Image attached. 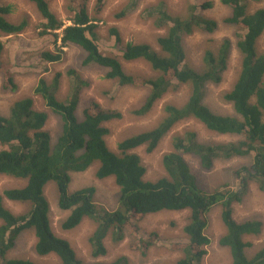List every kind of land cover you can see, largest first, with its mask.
<instances>
[{
    "label": "trees",
    "instance_id": "1",
    "mask_svg": "<svg viewBox=\"0 0 264 264\" xmlns=\"http://www.w3.org/2000/svg\"><path fill=\"white\" fill-rule=\"evenodd\" d=\"M27 1L33 4L42 18L37 26L39 36L53 37V44L56 45L54 52L40 53L43 62H60L63 48L67 46L80 48L85 54L81 66H96L105 70V79L115 81L120 88L147 90L142 104L133 112L141 117L152 110L164 95L182 86L188 88V98L182 107L164 106V115L154 128L122 140L113 152L105 142L109 134L106 124L121 119V113L96 101L79 109L81 88L87 83L72 70L66 73L70 78L67 77L69 85L63 99L58 95L61 73H54L50 81L39 78L33 95L39 96L48 111L59 119L60 134L53 142L45 130L48 114L35 109L31 97L15 101L9 116L0 117V145L5 147L0 150V175L25 181L23 187L7 189L0 194V264H37L6 257L20 234L26 231L33 232L34 251L38 257L53 255L60 264H80L69 242L52 231L49 203L44 195V188L49 183H54L56 187L58 208L69 212L60 224L62 230L70 231L85 219L96 224L89 238L94 258L106 256L104 242L107 238L120 243L126 236L134 237L138 231L135 223L147 215L162 211H187L188 221L182 229L184 243L173 245V250L180 252L182 257L173 264H201L206 254L204 247L210 243L205 234L209 214L221 205V223L225 233L218 244L229 251L230 264H264V245L252 258H246L244 253L251 246L244 240L257 236L263 224L257 220L237 222L232 217L233 205L242 201L250 182L257 183L264 192V51L259 54L256 49V42L264 31V8L250 9L251 3L264 0H220L229 10L223 24L235 28V49L241 56L236 82L223 95V100L231 105L236 117L215 115L203 103L206 87L222 81L232 50L230 42L224 39L215 49L205 50L200 72L185 64L183 39L196 31L212 34L218 27L215 21L198 14V10L211 9L212 2L195 1L186 7L182 16L174 17L160 7L155 9L158 15L155 23L165 28V34L156 39L159 51H154L147 44L128 43L121 54L123 61L140 60L149 66L154 76L143 78L126 74L117 57L100 50L96 42L95 17L90 18L88 13L89 0H70L67 7L71 14L67 18L69 25L51 12V0ZM104 1H96V15L101 12ZM4 2L0 0V34L4 37L17 36L27 28L28 22L24 18L19 23L12 22L8 18L13 12L12 6ZM134 3L132 0L118 16L130 12L135 7ZM110 33L120 42L115 29H111ZM2 52L3 43L0 41L1 86L13 93L17 86L12 66L1 61ZM78 112H81V118ZM185 119L196 120L215 134L237 136L240 140L204 145L198 143L192 133L175 137L172 151L161 158L165 176L155 182L144 181L146 170L135 151L144 148L146 153H152L171 128ZM185 154L196 157L204 171L212 169L216 161L237 157L249 158L251 164L235 172L239 182L235 190L206 193L195 186V178L183 157ZM93 164H98L94 175L97 180L113 178L119 189L117 207L113 212L97 207L93 187L74 192L68 190L71 175L85 173ZM4 200L26 206V212L13 214L4 208ZM149 238L148 241H136L146 254L150 246L158 241L155 233H151ZM136 245L131 246V251H135ZM103 264H129V261L120 256Z\"/></svg>",
    "mask_w": 264,
    "mask_h": 264
},
{
    "label": "rangeland",
    "instance_id": "2",
    "mask_svg": "<svg viewBox=\"0 0 264 264\" xmlns=\"http://www.w3.org/2000/svg\"><path fill=\"white\" fill-rule=\"evenodd\" d=\"M97 0H89L88 13L97 25L96 42L100 50L107 55L117 57L122 64L124 72L128 75L151 77L149 66L142 61L126 62L121 60L124 46L131 44H147L154 51H159L157 38L165 34L164 27H158L155 23L158 15L155 9L160 7L170 16H182L188 5L200 0H134L135 7L124 16H118L120 11L129 5L132 0H105L101 12L96 15ZM212 2V8L200 11L202 17L218 23L217 29L212 34L200 31L194 32L182 41L185 51V64L196 72L202 71V57L207 49H215L224 39L232 45L228 57L226 71L222 75L221 83L208 85L205 89L204 105L215 115L236 117L229 103L223 100V95L230 91L236 82L241 67V56L235 49L236 30L232 26L223 24V20L229 16V10L220 3V0H206ZM5 4L12 6V14L8 17L12 22L19 23L23 18L28 22L27 28L17 36H5L0 34L3 43L1 61L11 64V72L14 74V82L17 86L15 92L11 93L2 89L0 78V116L8 117L12 104L24 97L33 99L34 108L45 111L48 120L45 130L54 142L60 134L59 119L51 114L45 107L39 96L33 95V90L39 78L50 81L54 73H61L59 98L67 95L68 78L66 73L72 70L75 75L84 80L87 85L81 88L79 109H83L89 102L96 101L103 107L118 110L122 118L106 124L109 134L105 137L106 145L111 151H115L116 145L122 140L151 130L163 117V108L166 105L182 107L188 98V88L180 87L176 91H170L158 100L144 116L133 114L143 102L147 93L146 89H134L129 87L120 88L115 81L105 79V70L96 66H81L85 54L73 45L63 48L61 61L55 64H47L40 59L42 52H54L55 44L53 37L39 36L38 24L42 22L41 16L33 4L27 0H5ZM70 0H51L49 6L51 12L64 24L71 15L68 11ZM264 8V1L251 3L250 9ZM171 11V12H170ZM115 29L120 42L110 33ZM60 45L59 42H57ZM259 54L264 51V31L256 42ZM47 69V70H45ZM3 114V115H2ZM81 118V112H78ZM186 133H192L196 141L204 145H216L232 143L240 140L237 136L218 135L208 131L202 124L193 119H185L175 124L171 130L162 138L159 145L152 153H146L144 148H139L135 153L140 157L141 164L146 172L144 181L155 182L165 176L161 165L163 155L172 151L173 139L182 137ZM5 149L0 145V150ZM191 174L195 178V186L206 193L235 190L239 182L235 172L241 167H249V158H233L229 161H216L212 169L202 170L198 159L192 155H183ZM98 164H93L85 173L71 175L68 185L69 192L93 187L95 190L94 203L98 208L113 212L117 207L119 189L113 178L97 180L95 171ZM25 181L16 180L8 176L0 175V194L7 189L21 188ZM44 195L49 203V220L53 233L69 242L77 260L80 264H103L110 263L120 256H124L129 264H173L175 260L182 257L180 252L173 250V245L184 243L183 227L187 224L189 212L162 211L149 214L138 221V231L134 237L126 236L122 242L114 243L107 238L104 242L106 256L94 258L91 256L92 248L89 238L96 228V224L85 219L80 225L70 231L61 229V222L68 216L69 212L58 208V193L54 183H49L44 188ZM3 206L15 215L26 212V206L4 200ZM232 217L237 222L257 220L263 224L261 232L257 236H250L244 241L251 246L245 250L248 258L252 257L264 245V192L258 188L257 183H249L247 192L240 203L232 207ZM222 206H216L209 214V224L205 231L210 243L204 247L206 254L201 264H230L231 258L226 248L219 246L218 240L225 233L221 223ZM139 228L141 231H139ZM155 233L158 241L147 250L142 249L136 241H148L150 234ZM131 251V246L134 247ZM35 238L33 232L26 231L20 234L15 246L7 253L8 259L30 260L37 264H60L53 256L38 257L34 251ZM143 253V254H142Z\"/></svg>",
    "mask_w": 264,
    "mask_h": 264
},
{
    "label": "clouds",
    "instance_id": "3",
    "mask_svg": "<svg viewBox=\"0 0 264 264\" xmlns=\"http://www.w3.org/2000/svg\"><path fill=\"white\" fill-rule=\"evenodd\" d=\"M246 249H247V248H246ZM246 249H245V250H246ZM245 250H244V253H245ZM258 251H259V250H258ZM258 251H257V252H258ZM255 254H256V253H255ZM255 254H254V255H255ZM254 255H253V256H254ZM245 256H246V254H245ZM253 256H252V257H253ZM252 257H250V258H252ZM246 258H248V257L246 256Z\"/></svg>",
    "mask_w": 264,
    "mask_h": 264
},
{
    "label": "bare ground",
    "instance_id": "4",
    "mask_svg": "<svg viewBox=\"0 0 264 264\" xmlns=\"http://www.w3.org/2000/svg\"><path fill=\"white\" fill-rule=\"evenodd\" d=\"M171 12V11H170ZM166 14V13H165ZM169 15V14H168ZM153 72V71H152ZM144 78V77H143ZM3 115V114H2ZM1 117V116H0Z\"/></svg>",
    "mask_w": 264,
    "mask_h": 264
}]
</instances>
